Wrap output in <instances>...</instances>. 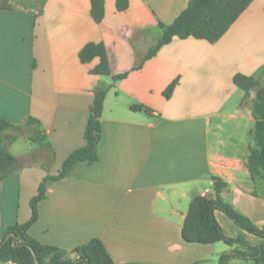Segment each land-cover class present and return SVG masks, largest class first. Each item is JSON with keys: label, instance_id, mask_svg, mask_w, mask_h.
I'll return each instance as SVG.
<instances>
[{"label": "crops", "instance_id": "1", "mask_svg": "<svg viewBox=\"0 0 264 264\" xmlns=\"http://www.w3.org/2000/svg\"><path fill=\"white\" fill-rule=\"evenodd\" d=\"M189 1L130 0L119 11L117 0H105L99 23L90 0L0 4V119L15 125L2 137L18 158L0 180V243L9 226L31 218L44 178L59 174L70 153L86 145L98 88L108 89L99 159L47 181L30 236L66 250L97 237L117 263L217 264L245 247L182 237L191 200L216 197L214 177L226 183L224 201L264 229V179L248 166L257 90L246 94L233 81L236 73L263 78L264 0H253L214 43L174 37L146 58L162 35L159 23L171 24ZM92 41L104 43L112 75L91 72L99 58L80 60ZM215 215L227 235L264 244L224 212Z\"/></svg>", "mask_w": 264, "mask_h": 264}, {"label": "trees", "instance_id": "2", "mask_svg": "<svg viewBox=\"0 0 264 264\" xmlns=\"http://www.w3.org/2000/svg\"><path fill=\"white\" fill-rule=\"evenodd\" d=\"M253 0H190L188 7L171 23H159L162 35L157 44L150 49L146 58L156 55L165 44L170 43L174 37L185 39L194 37L205 39L211 43L220 40L232 24L249 7ZM91 14L99 23L105 16V0H90ZM119 11L126 10L130 0H117ZM80 60L89 63L99 58V63L91 70L93 74L112 75L106 47L103 42H88L79 52ZM128 72L113 75L114 80L123 79ZM234 83L248 94L256 89V98L253 114L256 119L254 129L251 131L255 145L250 146L248 166L254 177L264 179V87H260L257 79L242 73L233 76ZM178 79H175L164 91L170 98ZM107 88L95 90V99L90 107V115L85 131L87 143L75 149L65 159L62 169L57 175H48L39 186L38 193L31 200L32 215L25 223H16L9 226L3 241L0 243V258L2 261H12L18 264H36L35 256L40 264H154V263H117L109 254L100 238L94 237L87 243L78 245L71 250L59 248L54 245L43 244L29 235L28 230L38 219V203L46 197V183L49 179H62L74 174L80 164H93L98 161V143L101 137V116ZM142 106H134L138 108ZM30 124H37L38 120L29 118ZM15 128L8 120L0 119V180L6 178L12 171L18 158L10 153L3 139L5 131ZM31 136L32 140H38ZM214 188L217 192L215 198L195 196L189 205V210L182 227V237L187 242L212 244L224 241L229 245H240L244 250L237 249L231 253L220 256L217 264H227L232 259H244L255 264H264V244L250 242L243 235L229 236L216 218L215 211L224 212L241 229L264 239V229L258 227L251 218L240 212L230 203L225 202L221 190L226 185L220 178L214 177ZM14 233L16 238L9 236Z\"/></svg>", "mask_w": 264, "mask_h": 264}, {"label": "rangeland", "instance_id": "3", "mask_svg": "<svg viewBox=\"0 0 264 264\" xmlns=\"http://www.w3.org/2000/svg\"><path fill=\"white\" fill-rule=\"evenodd\" d=\"M5 0H0V4ZM46 0H11V4L19 7H29V6H39L44 4ZM3 4V3H2ZM262 80L259 83L260 87H264V71L262 72ZM248 264H255L254 262H250Z\"/></svg>", "mask_w": 264, "mask_h": 264}, {"label": "water", "instance_id": "4", "mask_svg": "<svg viewBox=\"0 0 264 264\" xmlns=\"http://www.w3.org/2000/svg\"><path fill=\"white\" fill-rule=\"evenodd\" d=\"M9 236H13L14 238H16L15 234L14 233H11ZM35 263L36 264H40L39 260L36 258L35 256Z\"/></svg>", "mask_w": 264, "mask_h": 264}]
</instances>
